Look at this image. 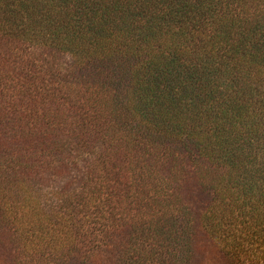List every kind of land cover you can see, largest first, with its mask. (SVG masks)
<instances>
[{"label": "trees", "instance_id": "1", "mask_svg": "<svg viewBox=\"0 0 264 264\" xmlns=\"http://www.w3.org/2000/svg\"><path fill=\"white\" fill-rule=\"evenodd\" d=\"M0 264H264V0H0Z\"/></svg>", "mask_w": 264, "mask_h": 264}]
</instances>
